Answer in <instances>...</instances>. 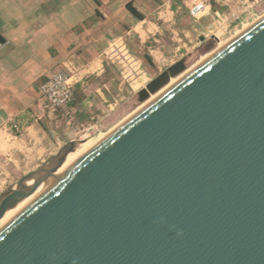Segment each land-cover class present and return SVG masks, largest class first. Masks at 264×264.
Wrapping results in <instances>:
<instances>
[{
    "label": "water",
    "instance_id": "1",
    "mask_svg": "<svg viewBox=\"0 0 264 264\" xmlns=\"http://www.w3.org/2000/svg\"><path fill=\"white\" fill-rule=\"evenodd\" d=\"M76 145L0 198L41 186L0 264H264V15L49 178Z\"/></svg>",
    "mask_w": 264,
    "mask_h": 264
},
{
    "label": "crops",
    "instance_id": "2",
    "mask_svg": "<svg viewBox=\"0 0 264 264\" xmlns=\"http://www.w3.org/2000/svg\"><path fill=\"white\" fill-rule=\"evenodd\" d=\"M177 2L0 0V128L16 139L43 135L49 116L40 87L59 70L75 75L74 116L88 119L80 113L104 95L100 85L113 39L136 31L157 8L181 16Z\"/></svg>",
    "mask_w": 264,
    "mask_h": 264
},
{
    "label": "rangeland",
    "instance_id": "3",
    "mask_svg": "<svg viewBox=\"0 0 264 264\" xmlns=\"http://www.w3.org/2000/svg\"><path fill=\"white\" fill-rule=\"evenodd\" d=\"M180 2L177 6L181 7V16H169L165 7L157 8L136 31L113 39L106 55L108 67L100 85L104 95L99 100L91 94L94 97L92 105L80 113L88 119L82 121L74 115L63 117L58 114L44 123L43 135L27 134L23 139H16L14 133L10 136L0 128V198L10 188H16L19 179L46 165L69 143L78 144L97 138L126 119L154 95L148 94L145 99H140V93L145 91L147 84L165 67L183 61L186 70L214 51L221 42L264 15V0H211L213 11L240 17L237 27L225 32L228 22L221 27L211 17L196 21ZM202 36L205 41L199 43ZM118 46H123V53L129 56L128 61L122 57ZM146 57H153L155 64H147Z\"/></svg>",
    "mask_w": 264,
    "mask_h": 264
},
{
    "label": "built area",
    "instance_id": "4",
    "mask_svg": "<svg viewBox=\"0 0 264 264\" xmlns=\"http://www.w3.org/2000/svg\"><path fill=\"white\" fill-rule=\"evenodd\" d=\"M181 1L187 8L189 15L196 21L211 17L214 23L221 27L228 22V25L225 26V32L233 27H237V22L240 21L238 15L229 14L228 16L226 14H221L218 10L213 11L211 0ZM207 31L211 32L209 29ZM211 33L215 35L213 32ZM77 84L78 82L75 80V75L64 70L52 73L51 77L43 83L40 87V95L44 100V109L49 116V120H51L50 118L52 116L58 114L63 117L74 115L73 103ZM14 128L16 129L17 125H15Z\"/></svg>",
    "mask_w": 264,
    "mask_h": 264
},
{
    "label": "bare ground",
    "instance_id": "5",
    "mask_svg": "<svg viewBox=\"0 0 264 264\" xmlns=\"http://www.w3.org/2000/svg\"><path fill=\"white\" fill-rule=\"evenodd\" d=\"M248 26L250 25H246L242 28L241 31L237 32L236 35H238L240 32H242L244 29H246ZM235 35V36H236ZM235 36H233L232 38H234ZM232 38L224 41V42H221L219 47H217L214 51L208 53L207 55L203 56L196 64L192 65L190 68H188L187 70H185V72L181 73L178 75V77L176 76V78H172L170 83L167 84L164 88H162L161 90H159V92H157L155 95H152V97L150 99H148L145 103H143L140 107H138L135 111H137L139 108H141L144 104H146L149 100H151L153 97H155L157 94H159L162 90H164L165 88H167L169 85H171L173 82H175L177 79H179L180 77H182L184 74H186L189 70H191L193 67H195L197 64H199L201 61H203L205 58H207L209 55H211L212 53H214L216 50H218L220 47H222L224 44H226L228 41H230ZM123 46H118L117 49L119 50V52H122V57H124L125 60H129V56L127 57V54L123 53L124 50L122 48ZM120 59V58H119ZM124 61V60H123ZM122 61V62H123ZM125 63V62H124ZM128 63V62H126ZM133 63V62H132ZM130 66V65H129ZM135 66V65H134ZM133 68V67H132ZM139 68V67H138ZM123 69V68H122ZM130 69V68H128ZM138 70V69H137ZM127 72V71H126ZM130 72V71H129ZM136 72V71H135ZM134 72V73H135ZM139 74V73H138ZM128 75V74H127ZM134 75V74H133ZM135 76V75H134ZM130 78V77H129ZM133 79V78H132ZM131 79V80H132ZM135 83V82H134ZM132 85V84H131ZM134 111V112H135ZM133 112V113H134ZM132 113V114H133ZM131 114V115H132ZM129 115V116H131ZM128 116V117H129ZM127 117V118H128ZM126 118V119H127ZM124 119V120H126ZM123 120V121H124ZM123 121H121L120 123H122ZM119 123V124H120ZM118 124V125H119ZM118 125H116L114 128H112L110 131L106 132V133H101L97 138H94V139H87L85 140L84 142L82 143H78L76 145V148L70 152L68 155H67V158L63 164V166L55 173H53L49 178H53L55 176H57L58 174H60L63 170H65L68 166H70L72 163H74L82 154H84L87 150H89L92 146H94L99 140H101L104 136H106L108 133H110L113 129H115ZM48 178V179H49ZM35 183H38L37 181H34V180H31V181H28L26 183L27 186H31V185H34ZM41 187V186H40ZM40 187L31 195L29 196L28 198L24 199L23 201L19 202L18 205H16L14 208L12 209H9L5 215L3 216V218L0 220V222H2L3 220L7 219L8 217L14 215L15 213H17L39 190H40Z\"/></svg>",
    "mask_w": 264,
    "mask_h": 264
},
{
    "label": "trees",
    "instance_id": "6",
    "mask_svg": "<svg viewBox=\"0 0 264 264\" xmlns=\"http://www.w3.org/2000/svg\"><path fill=\"white\" fill-rule=\"evenodd\" d=\"M145 60L147 61V64L150 66H153L155 63H153V60L151 57H146ZM190 68V67H189ZM188 69V68H187ZM186 69V70H187ZM185 65L183 61H178L162 73L158 74L155 78H153L146 86L145 91H142L140 93V99L143 100L147 97L148 94H156L164 88L167 84H169V81L172 77L176 78L179 74L185 72Z\"/></svg>",
    "mask_w": 264,
    "mask_h": 264
}]
</instances>
